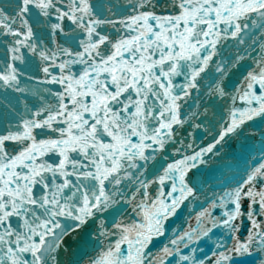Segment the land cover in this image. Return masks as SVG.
Returning a JSON list of instances; mask_svg holds the SVG:
<instances>
[{"label": "snow or ice", "instance_id": "6c2138e0", "mask_svg": "<svg viewBox=\"0 0 264 264\" xmlns=\"http://www.w3.org/2000/svg\"><path fill=\"white\" fill-rule=\"evenodd\" d=\"M0 264H264V0H0Z\"/></svg>", "mask_w": 264, "mask_h": 264}]
</instances>
